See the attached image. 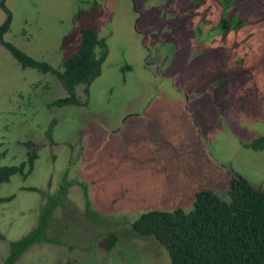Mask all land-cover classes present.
<instances>
[{
    "label": "rangeland",
    "instance_id": "obj_1",
    "mask_svg": "<svg viewBox=\"0 0 264 264\" xmlns=\"http://www.w3.org/2000/svg\"><path fill=\"white\" fill-rule=\"evenodd\" d=\"M196 2L5 0L3 40L27 56L60 69L90 4L108 54L86 95L76 88L82 105L57 107L58 80L23 69L0 43V168L25 162L26 142L37 154L25 179L0 184V199L12 198L0 204V264L40 223L47 195L57 207L46 240L16 264H169L130 230L140 214L190 211L201 190L226 198L233 174L264 191V150L243 146L264 136V0H241L227 32L217 0Z\"/></svg>",
    "mask_w": 264,
    "mask_h": 264
},
{
    "label": "trees",
    "instance_id": "obj_2",
    "mask_svg": "<svg viewBox=\"0 0 264 264\" xmlns=\"http://www.w3.org/2000/svg\"><path fill=\"white\" fill-rule=\"evenodd\" d=\"M217 1L223 9L219 26L227 32L230 23L234 24L237 20V6L241 0ZM196 3L200 5L202 0ZM90 5L89 9L79 8L77 11L79 42L72 55L66 57L60 69H57L47 62L27 56L3 40L10 29L12 15L5 6V0L0 1V8L5 13V20L0 25V43L23 69L50 74L58 80L66 96L55 100L52 106L82 105L76 88L84 86L86 95L89 86L101 74L108 50L105 41L97 35L99 10L93 4ZM54 123L53 120L46 132L50 140ZM26 146L28 152L25 162L0 168V184L9 182L16 174L25 179L31 173L37 154L32 142H26ZM243 146L253 151L264 150V136ZM63 182L71 184L67 180V172ZM21 189L40 191L31 187ZM62 190L55 195L59 196ZM47 197L40 223L25 237L8 243V252L1 264H16L28 248L46 240L47 219L57 207L54 198ZM10 200L11 197L2 198L0 204ZM130 230L138 237L156 241L165 250L169 264H264V191L250 184L243 176L233 174L229 179L226 198L211 190H201L195 193L190 211L180 208L169 212L147 211L131 222ZM116 239L113 234L107 236L103 242L104 249L110 251ZM0 240H5L2 234Z\"/></svg>",
    "mask_w": 264,
    "mask_h": 264
}]
</instances>
